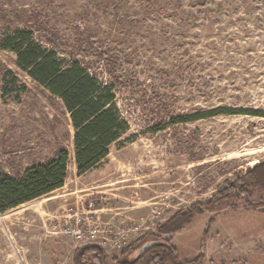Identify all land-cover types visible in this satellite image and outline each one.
I'll return each mask as SVG.
<instances>
[{"label": "rangeland", "instance_id": "obj_1", "mask_svg": "<svg viewBox=\"0 0 264 264\" xmlns=\"http://www.w3.org/2000/svg\"><path fill=\"white\" fill-rule=\"evenodd\" d=\"M14 28L33 30L59 57L111 85L129 132L79 176L62 103L0 51V174L17 176L62 147L71 158L62 189L0 214V264H73L88 244L60 232L63 217L90 203L103 223L142 225L141 235L155 229L180 264L201 254L206 233L204 264H264V212L244 201L196 215L177 233L155 227L264 161V117L173 124L217 109L264 114V0H0V35ZM7 71L26 92L3 94ZM155 204L164 209L157 219ZM102 249L109 260L120 252Z\"/></svg>", "mask_w": 264, "mask_h": 264}, {"label": "trees", "instance_id": "obj_2", "mask_svg": "<svg viewBox=\"0 0 264 264\" xmlns=\"http://www.w3.org/2000/svg\"><path fill=\"white\" fill-rule=\"evenodd\" d=\"M29 24L32 25L33 21ZM0 51L14 54L16 66L62 103L74 131V159L79 176L97 168L108 157L111 147L124 140L129 132V124L116 107L117 96L113 87L102 84L81 62L62 59L56 51L39 41L31 29L14 28L0 35ZM3 81L2 92L5 96L27 91V87L12 71L5 73ZM236 114L264 117L262 113L217 109L185 117L173 124H189L219 115ZM70 161L68 149L62 147L52 158L26 169L17 176L0 174V214L62 189L67 180ZM235 201H244V208L247 210L257 208L261 211L264 208V161L252 167L211 199L196 204L190 211L180 212L159 225L157 232L177 233L190 223L194 216L203 215L205 212H220L232 206ZM213 224V221L209 222L208 227ZM206 238L207 233L201 245V254L187 264H204ZM155 243L160 245L145 248ZM134 252L137 255L131 259L130 255ZM73 264L180 262L178 251L170 240L160 239L156 233L149 232L115 254L111 260L101 247L80 248L74 253Z\"/></svg>", "mask_w": 264, "mask_h": 264}, {"label": "built area", "instance_id": "obj_3", "mask_svg": "<svg viewBox=\"0 0 264 264\" xmlns=\"http://www.w3.org/2000/svg\"><path fill=\"white\" fill-rule=\"evenodd\" d=\"M157 206L158 204H155L152 207L153 219L163 214V206ZM67 212L68 214L63 217L64 225L60 232L72 238L77 244L95 245L119 252L128 247L132 239H139L144 235H141L142 225L117 227L112 223H103L98 214L100 211L96 210L92 203L81 209L70 208ZM155 227L158 228L157 225ZM147 229L150 230V228ZM149 232L156 233L155 229L146 233Z\"/></svg>", "mask_w": 264, "mask_h": 264}, {"label": "water", "instance_id": "obj_4", "mask_svg": "<svg viewBox=\"0 0 264 264\" xmlns=\"http://www.w3.org/2000/svg\"><path fill=\"white\" fill-rule=\"evenodd\" d=\"M261 211L264 212V208H262ZM158 245H160V244L155 243V244L147 245L145 248L150 249V248H153V247L158 246Z\"/></svg>", "mask_w": 264, "mask_h": 264}]
</instances>
